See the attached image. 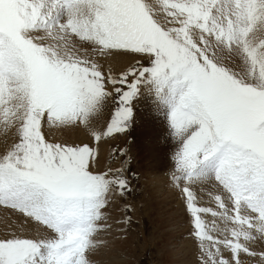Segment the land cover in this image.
Masks as SVG:
<instances>
[{
  "label": "snow or ice",
  "instance_id": "snow-or-ice-1",
  "mask_svg": "<svg viewBox=\"0 0 264 264\" xmlns=\"http://www.w3.org/2000/svg\"><path fill=\"white\" fill-rule=\"evenodd\" d=\"M141 95L195 264H264V0H0V264H92L131 191L126 149L98 167L99 143ZM68 127L87 141L45 135Z\"/></svg>",
  "mask_w": 264,
  "mask_h": 264
},
{
  "label": "rangeland",
  "instance_id": "rangeland-1",
  "mask_svg": "<svg viewBox=\"0 0 264 264\" xmlns=\"http://www.w3.org/2000/svg\"><path fill=\"white\" fill-rule=\"evenodd\" d=\"M121 65L122 62L112 65L113 71L118 72ZM132 109L126 132L99 143L98 167L111 163L110 156L116 161L112 166H118V155L112 149H126L130 169L126 176L131 191L114 199L106 209L107 219L102 223L109 227L96 236L104 243L89 259L92 264H195V249L187 236L188 218L179 194L169 186L165 176L169 146L165 143L163 118L152 111L149 98L144 95L132 101ZM110 113L111 105L106 104L95 126L102 130ZM45 135L69 143L88 139L84 130L71 127L50 129ZM5 146L0 134V152ZM125 204L131 209L127 213L131 223L127 226L116 223L124 215ZM3 211L0 209V218ZM125 227L126 231H118Z\"/></svg>",
  "mask_w": 264,
  "mask_h": 264
},
{
  "label": "bare ground",
  "instance_id": "bare-ground-1",
  "mask_svg": "<svg viewBox=\"0 0 264 264\" xmlns=\"http://www.w3.org/2000/svg\"><path fill=\"white\" fill-rule=\"evenodd\" d=\"M120 62H122V61H119V60L113 61L112 65H118V64H120Z\"/></svg>",
  "mask_w": 264,
  "mask_h": 264
}]
</instances>
